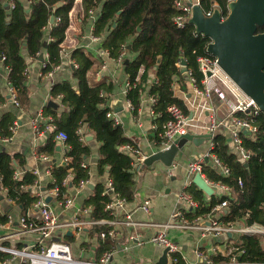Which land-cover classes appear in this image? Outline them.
<instances>
[{"label":"trees","instance_id":"16d2710c","mask_svg":"<svg viewBox=\"0 0 264 264\" xmlns=\"http://www.w3.org/2000/svg\"><path fill=\"white\" fill-rule=\"evenodd\" d=\"M230 1L232 0H200V5L204 11H208L213 4H218L223 15L227 16ZM82 3L86 15H89L90 9L96 10L95 33L105 35L103 47L110 51L111 56L117 57L124 44L127 52L135 54V58L129 59L127 64H125L127 59L122 63L132 84L127 92V98L134 105V110L140 107L144 92L157 96L152 108L156 113L153 121L158 125L168 120L167 109L173 103H177L190 114L192 109L185 100L175 96L173 82L176 77L183 75L182 61L186 62L187 67L193 70L195 77L201 82L204 76L199 71L198 57L211 55L207 51L211 39L197 33L194 24L186 23L183 28L176 26L173 21L178 13L175 0H82ZM75 4L76 0H30V11L27 12V5L21 0H0V57H5L4 61L9 69L8 79L19 91L20 100L26 92L24 72L27 67L22 49L25 47L28 55L34 58L40 53H48V60L43 67L44 73L60 64L62 44L71 23L70 12ZM52 15L56 19L54 25L50 23ZM263 31L264 26L258 27V32ZM46 35L50 38L47 43ZM71 57L78 64L73 72L77 85L70 81H62L52 87L54 96H62L61 102L67 105L69 110L58 114L53 106H46L43 113L53 117L57 131L64 130L68 133L67 143L71 148L67 155L72 160L68 165L62 164L53 168L55 182L48 187L57 185L62 196L70 185H77L82 179L90 178L89 166L83 167L82 162L91 153V148L77 133L79 128L87 125L100 142L99 172L103 173L108 169L116 190L131 201L135 195V170L132 165L134 159L122 151L121 145L135 142L125 135L121 124L115 125L107 116L111 108L103 106L104 92H110L113 83L91 85L88 73L94 66L92 56L77 48ZM237 114L243 115L242 112ZM255 123L258 129L254 134L241 135L247 159L233 149L231 137L224 128L220 129L213 139L212 151L231 167L229 176H224L209 163L203 166V173L208 178L221 180L234 188V195L228 197V206L222 210L218 219L223 223L244 219L248 225L264 226L263 110L255 115ZM9 133L10 130L3 135ZM53 135L42 150L50 152L56 150L57 142ZM70 169L73 170L74 177L64 185ZM14 174L12 156L0 152L1 183L8 189L9 198L15 200L26 211L38 199L25 189L27 185L34 184L36 176L32 172H25L19 179H15ZM240 178L243 181L242 185L238 182ZM187 190L199 202L194 210L189 209L187 212V216L192 219L214 215V207L227 198L215 194L208 196L194 183ZM102 192L103 187L98 184L84 201L86 205L92 206L90 213L95 219L110 217L105 210V204L110 200V196L103 195ZM7 218L6 214L0 213L1 222H5ZM102 229L104 227H98L96 231ZM263 236L262 234L240 236L242 246L247 250L244 258L264 261Z\"/></svg>","mask_w":264,"mask_h":264},{"label":"crops","instance_id":"0c3cea01","mask_svg":"<svg viewBox=\"0 0 264 264\" xmlns=\"http://www.w3.org/2000/svg\"><path fill=\"white\" fill-rule=\"evenodd\" d=\"M21 2L27 5V12H29L30 1L21 0ZM70 19V27L67 30L66 39L62 44L61 63L49 71L51 75L48 74L49 72H43L44 64L48 60V53L44 52V59L42 61L38 57L29 56L25 47L22 49V54L27 63L24 72L26 92L21 96L20 100L19 91L17 90L19 105L13 100L10 88L12 84H10L8 79V67L4 59H0V135L6 134L11 126L17 125L11 141H0V152H6L12 156L15 172L21 173V176L25 172H33L35 169L40 171V182H34V184L25 187V189L30 191L32 196L36 197H52L48 193V185L53 174L52 171L55 166L64 164L66 151L63 145H60L55 138H53L57 142L55 151L42 150L41 148L45 146L48 139L53 135V131L36 133L32 121L39 117L40 113L44 112L46 106H53L58 114L69 110V107L61 102L62 96H54L52 87L55 83L62 81H70L74 85H77L73 72L78 67V64L71 57L72 52L77 48L83 49L94 59V66L88 73L91 85L103 82L107 85L113 83L112 90L104 92L105 102L103 106L110 107V111L119 118V124L122 125L125 135L134 140L135 143L133 144L146 154H150L156 150L153 142L158 124L153 121L152 104L143 99L142 96L140 107L137 110L132 109L129 105L130 101L124 92L126 84L129 81L124 65L113 57L107 58L99 54L105 35H100L101 41H95L91 38L90 29L95 23L96 18L86 15L82 0H76L74 8L70 12ZM54 24H56V19L51 23V25ZM49 41L50 38L46 35V43ZM132 58H135V54L128 52L126 59ZM104 64H106L105 68L103 67ZM175 80L173 84L175 96L183 98L189 108L192 109V115L190 114V132L205 133V126L209 124L213 116L217 117L215 102L213 100L212 102L207 101L201 96L196 95L193 91V86L184 80V74L181 77H176ZM51 102L52 104L50 105L49 103ZM47 116L45 115V118L41 121V130H44L49 122ZM81 129L85 134V143L89 144L91 148V153L85 160L90 169V183L87 187L78 190H76L75 185H70L65 194L72 195L75 200L74 205L69 209L62 210L58 206L56 198H51L50 203L51 205L54 203V209L59 212L61 220H69L74 216L87 220L93 219L90 213L92 209L88 213L82 210L87 206L84 201L92 194L96 185L100 184L104 189L105 182L110 177L108 169L103 173L99 172L100 142L87 125L82 126ZM224 129L230 135V131L226 128ZM89 136H93V138L87 139ZM187 144L184 150L179 152L173 161L177 164L176 167H171L172 165L166 166L161 161H155L149 166H143L144 163L139 166H133L135 170L134 199L131 201L126 199L125 204L122 207L115 208L114 213L109 217L117 222L115 224L116 234L114 237L108 238L103 242L99 239L100 231L97 232L96 229L98 227L106 228V226L90 225L79 236H74L71 231H68L62 236L59 234L60 237L56 236L50 239L63 240L68 238L75 247L74 257L76 258L92 259L98 257L104 250L114 248L113 261L118 264H168L170 260L168 253H165L166 248L156 246L149 241L159 228L147 225V223L165 222L176 209L179 208L186 212L189 209L186 203L179 199L178 195L181 190L188 188L192 184L195 174L190 173L186 162L182 160V156L185 155L189 159H195V157L208 151L210 141L208 144L203 145L202 143L200 146L192 143L190 147H187ZM121 149L134 159V155L122 148V145ZM41 153H46L49 159L43 160L40 157ZM70 180H72V177L69 178ZM90 184H93V188L89 186ZM214 194L220 196L221 193L218 189H215ZM111 198H113L112 195H110ZM146 198H150L152 201L153 214L151 216L139 208L141 201ZM31 207L25 211L20 204L9 198L8 190L3 189L0 180V213L7 216L10 215L13 218L12 224L7 223L8 218L3 222L4 226L0 227V237L15 233L18 230L19 217L27 211L29 212V210L31 212L33 210ZM220 214V212H215L214 215L199 216L193 219L188 216L186 217L193 222L206 224L212 219H217ZM128 215L131 216L133 221L143 224L141 226L126 224ZM234 224L240 226L241 222ZM134 233H138V240L142 241L143 244L139 245L136 240L131 239ZM169 237L180 247L190 262L201 260V257L197 254L198 251L202 253V256L213 260H227L232 242L238 240V235L235 233L209 234L200 228H171L169 230ZM35 241H37V238L34 235L25 234L20 236L13 235L0 242L11 247L20 248L27 246L30 248L35 245ZM262 242L264 244V238ZM81 248H84L85 251L81 252ZM4 256L9 255H0V257ZM8 264H20V259L12 258Z\"/></svg>","mask_w":264,"mask_h":264},{"label":"built area","instance_id":"2783aa9c","mask_svg":"<svg viewBox=\"0 0 264 264\" xmlns=\"http://www.w3.org/2000/svg\"><path fill=\"white\" fill-rule=\"evenodd\" d=\"M174 4L176 9L178 10V13L174 16L173 21L178 28H183L186 23H188V19L192 14L194 5L200 4V0H175ZM217 7H219L218 4H213L212 8L208 11H204V13L207 16H212L214 9ZM89 15L97 18L96 10L90 9ZM90 30L91 38L95 41H101V34L95 33L94 24L91 26ZM99 54L107 58L113 57L116 61L122 64L126 59L128 52L127 47L124 44L119 51V55L117 57H114L111 56L110 51L102 45L99 50ZM4 58L5 57H3V59ZM103 67L105 68L106 64H104ZM182 67L184 66L182 65ZM198 67L199 71L203 73L204 76L201 82L197 80L193 73V70L189 67H187L186 71H182V73L184 74V80L191 84L193 86L194 93L201 96L203 99L208 101V98H211L212 95H215L222 102L227 103L231 109V115L227 119H221L220 123H217L216 116H213L209 124L205 126V133L212 134V138L209 140L210 146L208 151L200 156L195 157V159H189L185 157V155H183L182 160L186 162L190 173L196 174L197 172H200L203 178L206 179V181L214 188V190L218 189L220 191V196L227 197L213 209L215 212L221 213L222 210L228 206V197H232L234 195V188L221 180L216 181L210 179L205 176V173H203V166L207 163L213 165V167L216 168L224 176H229L231 173V167L212 151V148L214 147L213 139L221 128L224 127L228 129L230 131V137L233 142V149L237 153L241 154L244 159H247L248 156L243 145L241 135L242 133H245L246 135L254 134L257 131L258 126L255 123V115L258 114L261 109L256 104V102L252 98L245 95L243 91L237 86V84L233 80H231V78L222 70V68L218 64V59L216 56L212 54L199 56ZM208 71H211L212 74L207 75ZM48 74L51 75V72H49ZM175 81L176 80L174 79V82ZM131 86L132 84L130 83V81H128L124 90L126 95ZM10 88L11 93L13 94L14 102L19 105V100L17 98V89L13 85ZM142 96L143 99L150 102L152 105L157 101V96L155 95H147L143 92ZM129 105L132 107V109H134V105L131 101L129 102ZM167 111L169 113L168 120H166L162 125L156 126V136L153 142V145L156 147L155 151H152L150 154H146L133 143H125L122 145V148L126 149L129 153L134 155V161L132 163L133 166L142 165L148 156L159 150L169 149L172 144L175 143V141L190 132L191 113H186L184 109L177 103L171 104L168 107ZM238 112H242L243 115L237 114ZM152 114H156L153 108ZM107 116L113 120L115 125H118L120 123L119 118L115 116L112 111H109L107 113ZM47 117L49 118V122L45 126L44 130H41V121L45 118L44 113H40L39 117L33 119V128L36 133H41L49 130L53 131L52 133H54L53 136L55 140L60 145H63L66 151L64 165H68L72 160V158L67 155V152L70 151L71 148L67 143L68 133L64 130L57 131V125L54 122L53 117ZM16 127L17 125L15 124L10 127L9 134L0 135V141H11L16 131ZM77 133L79 134L80 139L84 141L85 134L83 133L81 128L77 130ZM40 157L43 160L49 159V156L46 153H41ZM82 166L87 167L85 161L82 162ZM176 166L177 164L173 162L171 167ZM32 173L37 178L35 180V183H39L41 180L39 178L40 171L38 169H35ZM20 177L21 173L15 172L14 178L19 179ZM70 177H74L72 169L69 170V174L64 180V185L68 183ZM54 182L55 178L52 174L50 184ZM238 182L240 185L243 184L241 178ZM89 183L90 178L82 179L77 185H75V188L76 190L82 189L84 187H87ZM3 189L6 191L8 190L4 186ZM48 193L50 196H52V198H56L57 204L62 210L69 209L74 205V197L72 195H66L65 193L61 196L60 188L57 185L48 187ZM102 193L103 195L113 196V198H111L105 204V210L108 211L109 215H112L114 213L115 208L122 207L126 202V198L116 190L115 183L111 177L106 180ZM178 197L180 200L186 203L187 207L190 210H194L199 205V202L192 196L187 188L181 190ZM151 202L152 201L150 198H146L141 201V204H139V208L149 216L153 214V207ZM91 208L92 206L87 205L82 210L85 213H88ZM31 209H33L31 212L29 210V212L27 211L25 214L19 217L18 230L12 235L0 237V241L8 239L13 235L20 236L30 234L34 235L37 238V241H35V245L30 248L27 246L17 248L5 245L0 242V254L9 255L7 257L1 258L0 264H8V262L12 258L20 259V264H118L113 261V255L115 251L114 248L104 250L98 257H94L92 259H81L74 257L71 245L63 242L62 239H55L50 243L44 241L46 238L50 239L56 236L58 237L59 234L62 236L68 231H71L74 236H79L85 231L87 226L104 225L106 226V228L102 229L99 232V239L105 242L108 238H112L115 236V224H117L116 221L110 219L109 217L100 219L93 218L91 220H87L80 218L79 216H74L69 220H61L59 212L54 209L51 203L47 202L46 198L43 196L38 197L37 201L32 204ZM189 209H187V212ZM187 212L178 208L165 222L147 223V225L156 226L157 228H159V230L151 236L149 241L156 246L168 248L167 253L170 260L168 264H264V261H254L244 258L243 256L246 255L247 250L242 246V242L240 240V236L243 234L264 235L263 225H248L244 222L243 219L242 221H238L241 222L240 226H236L234 224L236 222L223 223L222 221L218 220L219 217H217V219H212L210 221V224L201 222L196 223L186 217ZM127 218L128 219L126 221V224L128 225L141 226L143 224L133 221L131 216L129 215L127 216ZM7 223H13V218L10 215H8ZM2 226H4V223L0 221V227ZM171 228H200L205 233L209 234L235 233L238 235V240L232 242V247L230 249V253L227 255V260H213L206 256H202V253L198 251L197 254L199 257H201V260L190 262L187 260L180 247L170 239L169 230ZM137 234L138 233H134L131 236V239L136 240L137 244L141 245L143 244V242L138 240ZM83 251H85L84 248H81V252Z\"/></svg>","mask_w":264,"mask_h":264},{"label":"water","instance_id":"95a60500","mask_svg":"<svg viewBox=\"0 0 264 264\" xmlns=\"http://www.w3.org/2000/svg\"><path fill=\"white\" fill-rule=\"evenodd\" d=\"M228 9L227 16L223 15L219 7L214 9L212 16H207L201 5L196 4L188 23L195 25L197 33L210 37L207 51L217 57L222 70L264 111V31L258 32V27L264 26V0H232ZM54 20L55 16L52 15L50 22L53 23ZM38 59L43 61L44 52L39 54ZM128 62L129 59L125 64ZM182 65V71H186V62L182 61ZM211 74V71L207 72V75ZM92 138L93 136L87 137ZM211 138V133L188 132L169 149L159 150L148 156L143 166H149L155 161L171 166L187 143L199 146ZM192 181L205 194H214V188L200 172L194 175ZM89 186L93 188V184ZM51 198L47 197L46 201L50 202ZM167 251L168 248L165 249L166 254Z\"/></svg>","mask_w":264,"mask_h":264},{"label":"rangeland","instance_id":"374dc122","mask_svg":"<svg viewBox=\"0 0 264 264\" xmlns=\"http://www.w3.org/2000/svg\"><path fill=\"white\" fill-rule=\"evenodd\" d=\"M212 100L215 102L214 105H215V108L217 110V117H216L217 123H220L221 119H227L231 115V109H230V107H229V105L227 103L222 102L219 98L217 99V97L215 95H212L211 98H208V101L212 102ZM190 129H191V127H190ZM208 142H209V140H206L203 143V145L208 144ZM187 145H188L187 147H190L192 145V143L189 142ZM53 204L54 203H52V206L54 208L55 206ZM44 241L50 243L52 240L49 239V238H46ZM62 241L66 242V243H69L71 245L72 251H73V255H74V253H75L74 252V248L75 247L71 244V241H69L68 238L63 239Z\"/></svg>","mask_w":264,"mask_h":264}]
</instances>
